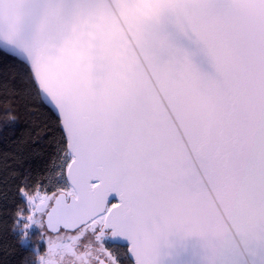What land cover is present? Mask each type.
Segmentation results:
<instances>
[{"label":"snow or ice","instance_id":"1","mask_svg":"<svg viewBox=\"0 0 264 264\" xmlns=\"http://www.w3.org/2000/svg\"><path fill=\"white\" fill-rule=\"evenodd\" d=\"M0 95V264H264V0H0Z\"/></svg>","mask_w":264,"mask_h":264},{"label":"water","instance_id":"2","mask_svg":"<svg viewBox=\"0 0 264 264\" xmlns=\"http://www.w3.org/2000/svg\"><path fill=\"white\" fill-rule=\"evenodd\" d=\"M189 51L195 47L187 41L180 42ZM193 62L204 75H213V69L207 60L197 54ZM155 264H207V250L204 240L196 235H185L180 231L170 232L160 240L156 247Z\"/></svg>","mask_w":264,"mask_h":264},{"label":"trees","instance_id":"3","mask_svg":"<svg viewBox=\"0 0 264 264\" xmlns=\"http://www.w3.org/2000/svg\"><path fill=\"white\" fill-rule=\"evenodd\" d=\"M4 99H5V97L0 95V102H2Z\"/></svg>","mask_w":264,"mask_h":264}]
</instances>
